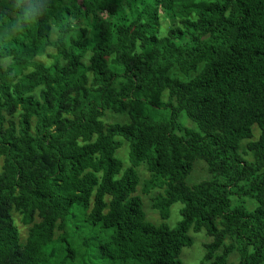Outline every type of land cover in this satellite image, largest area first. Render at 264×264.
I'll list each match as a JSON object with an SVG mask.
<instances>
[{
  "label": "trees",
  "instance_id": "16d2710c",
  "mask_svg": "<svg viewBox=\"0 0 264 264\" xmlns=\"http://www.w3.org/2000/svg\"><path fill=\"white\" fill-rule=\"evenodd\" d=\"M191 229L202 264H264V0H51L0 34V264H183Z\"/></svg>",
  "mask_w": 264,
  "mask_h": 264
},
{
  "label": "rangeland",
  "instance_id": "374dc122",
  "mask_svg": "<svg viewBox=\"0 0 264 264\" xmlns=\"http://www.w3.org/2000/svg\"><path fill=\"white\" fill-rule=\"evenodd\" d=\"M105 1H113V0H99V4L103 5L105 3ZM150 7H147L146 11H149L151 9ZM104 15H107V13H104ZM167 20L168 19L165 17L162 18V23L167 22ZM123 118H124L123 116H119V115L112 113V112H107L104 115L103 120L105 122H112V121H120ZM184 120L186 122V125L193 126V124L189 120H187L186 118ZM253 133H254V137H256L258 134L256 128L253 129ZM245 143H242V148L240 149V152H242L244 150L243 147L245 146ZM243 155L246 158H251L250 153H245ZM115 156L118 157L122 162L121 171H123L124 168L129 166L128 144L126 141H122V145L116 150ZM137 170L139 172L141 181H142V179L147 178L148 172H147L145 165H141ZM208 177H209V174H208L203 162L197 161L193 166L192 172L186 178V183L188 185H191L192 183H195L197 181L207 179ZM136 194H138L139 196L142 197L143 204H144L143 209L145 208L144 210L146 212V217L148 218V220H150L154 223H158L160 221L158 213H157V211L152 209L151 201H150V196H153L154 192L153 191L150 192V195L145 194L143 192L142 185L140 182L139 186L137 187ZM248 205L252 206L253 203L248 202ZM180 206H181L180 203H174L170 207V217L167 219V223L169 224L170 227L175 226L176 222L180 219V216L178 215ZM13 216H14L15 224L19 230L20 239L23 241L27 236L30 225L24 224L22 221L21 215L18 214L17 212H14ZM188 233L192 238V244L189 247L182 248V251H181L179 258L181 259L183 264H202L201 259L203 258V255L205 253L204 244L208 243L211 238L206 235V233L203 229L200 231H193L191 229ZM229 260L235 261L236 260V254L232 253L229 256Z\"/></svg>",
  "mask_w": 264,
  "mask_h": 264
},
{
  "label": "clouds",
  "instance_id": "9594fccd",
  "mask_svg": "<svg viewBox=\"0 0 264 264\" xmlns=\"http://www.w3.org/2000/svg\"><path fill=\"white\" fill-rule=\"evenodd\" d=\"M51 0H12L14 16L9 21L0 22V34H10L22 30L24 26L36 25L48 9Z\"/></svg>",
  "mask_w": 264,
  "mask_h": 264
}]
</instances>
